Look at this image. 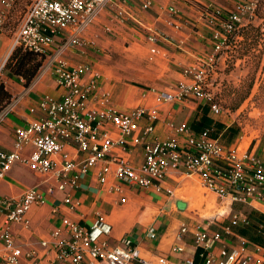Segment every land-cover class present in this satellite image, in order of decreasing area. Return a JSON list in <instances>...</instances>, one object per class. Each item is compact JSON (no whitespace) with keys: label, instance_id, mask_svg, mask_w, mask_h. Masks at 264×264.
I'll return each mask as SVG.
<instances>
[{"label":"crops","instance_id":"1","mask_svg":"<svg viewBox=\"0 0 264 264\" xmlns=\"http://www.w3.org/2000/svg\"><path fill=\"white\" fill-rule=\"evenodd\" d=\"M9 1L0 0V11ZM141 1L125 0L118 6L101 11L82 32L81 36L87 43L83 47L62 48L65 37L55 38L49 56L28 87L7 77L4 69L1 79L12 95L10 102L14 104L11 109L0 113V148L13 149L15 129L43 115L38 106L40 100L60 97L62 91L49 64L51 57L69 67L83 65L86 68L81 80L83 85L93 74L97 75L96 87L87 100L88 109L101 113L109 108L130 111L143 107L147 114L141 125L150 114L154 115L153 135L159 140L175 139L179 144L185 140V134L177 131L181 125L193 123L197 129L200 128V105L204 99L194 89L192 77L184 72L189 56L195 57L196 52L188 45L196 43V34L199 33L193 29L203 25L202 16L209 15V7L234 13L241 6L240 0H149L147 8L142 7ZM5 32L0 33V65L5 63L14 46L15 32L11 36ZM153 34L158 35L157 41L150 38ZM182 86H189L187 94H181ZM161 92L175 95V99L158 100ZM207 115L212 123L237 128L213 115L211 110ZM102 132L115 142L112 148L115 155L135 167L140 165L144 157L142 145H134L127 139L126 148L122 149L121 136L109 124L103 126ZM230 134L231 131H228L223 135L226 147H235L240 154L247 151L264 158V142L257 140L252 144L249 141L241 147V142H238L240 132ZM32 150V145L25 147L20 153L21 158L28 156ZM64 155L76 161L83 158V153L72 144H64L55 155L58 162ZM116 160L107 155L106 161L101 160L91 166L89 172L81 175L74 185L67 179L63 189L55 188L51 193H47L46 189L50 185L56 187V178L34 173L21 160L11 165L0 178V198L18 197L30 187H35L44 195V201L32 205L27 212L26 224H6L4 210L0 207V229L12 236L14 245L20 247L19 264H70L58 257L56 249V244L66 236L62 223L65 217L89 224L100 214L111 227L110 244L128 234L137 246L141 259L138 264H161V256L172 260L192 259L196 250L194 233L198 229L220 230L239 210L264 213V200L250 199L242 206H232L229 198H225L228 200V219L214 217L205 220L190 209L189 197L176 193L177 189L184 188L182 179L193 174L170 170L159 189L154 185L130 187L116 176ZM106 164L109 171L101 183L98 173ZM66 195L77 202L74 209L64 203ZM183 224L188 225V230L179 237ZM151 232L155 233V238L150 236ZM244 240L235 232L224 235L222 241L214 245L213 252L217 253L222 244L231 248L245 245ZM176 246L182 250L173 251ZM8 250L5 242L0 240V254Z\"/></svg>","mask_w":264,"mask_h":264},{"label":"built area","instance_id":"2","mask_svg":"<svg viewBox=\"0 0 264 264\" xmlns=\"http://www.w3.org/2000/svg\"><path fill=\"white\" fill-rule=\"evenodd\" d=\"M10 0L5 9L0 12V33L4 29L6 10L15 3ZM125 0H31L20 19L14 35V46L36 51L49 56L50 47L55 38L65 37L63 47H83L87 45L81 36L86 26L91 23L105 7L118 6ZM133 2L135 0H127ZM141 5L147 8L149 0H142ZM213 11H220L213 9ZM214 18L216 16L212 14ZM120 16V15H119ZM229 18L240 21V18L229 13ZM217 19V18H216ZM232 32L229 23L216 22ZM214 51L219 53L226 44V37L215 32L213 34ZM153 41L158 36L151 35ZM13 46V47H14ZM213 58L210 57V60ZM49 64L55 77L57 86L61 89L59 98L44 97L38 106L43 115L28 122L25 126L15 129L14 146L11 150L0 148V178L11 165L21 160L34 173L45 176L51 175L57 179L56 187L48 186L47 193L53 189H63L64 181L74 185L77 179L89 172L91 166L103 160L107 155L116 160V176L130 187H149L157 189L165 181L170 170H177L188 174H196L201 178L203 185L214 191L221 198H229L231 203H247L250 199L264 200V158L256 157L244 151L238 153L237 148L223 145L217 138L209 136V130L195 132L188 125H181L177 131L185 134L183 144L175 139L159 140L154 133V115L148 116L144 125L146 110L137 107L130 111L106 109L101 113L88 109L89 94L96 87L97 75L93 74L86 85L81 80L86 68L83 65L69 67L65 62L50 58ZM4 64L0 65V73ZM185 74L191 71L185 69ZM194 74L197 93L204 100H210V110L217 116L221 112L220 106L212 101V97L203 91L199 81V74ZM189 86H182L181 94L189 92ZM158 100L173 101L175 95L168 92L159 93ZM9 103L1 112L11 109ZM0 112V113H1ZM109 124L120 136L122 149L126 148V140L134 145H142L144 157L139 166L135 167L128 161L112 152L115 146L113 139L105 132L101 133L104 125ZM64 144L74 145L83 153L81 161H76L64 155L58 162L57 155ZM33 146L32 152L21 158V151ZM109 171V165H104L98 173L101 183ZM44 201V195L35 187L25 189L18 197L0 198V207L5 213V223H28L26 214L32 205ZM64 203L74 209L77 202L72 201L69 195L63 199ZM232 224L247 222L246 212L239 210L230 218ZM66 236L57 244L58 257L70 264H138L141 259L133 237L125 234L116 238L110 244L111 227L98 214L89 224H81L71 218L62 220ZM188 225L180 227L178 236L186 233ZM231 228L223 224L220 230L209 231L206 228L198 229L194 233V245L202 249V264H264V246L252 243L245 239V245L227 247L221 245L217 253L213 247L222 241L224 235H232ZM150 236L155 238V233ZM0 240L5 242L9 249L0 254V264H19L20 247L14 245L13 238L6 231L0 229ZM180 246L173 247V251L180 252ZM33 255V253H32ZM140 260V261H139ZM161 264H192V259L172 260L167 256L160 257Z\"/></svg>","mask_w":264,"mask_h":264},{"label":"rangeland","instance_id":"3","mask_svg":"<svg viewBox=\"0 0 264 264\" xmlns=\"http://www.w3.org/2000/svg\"><path fill=\"white\" fill-rule=\"evenodd\" d=\"M30 1L18 0L6 10L3 31H6L8 36L16 32ZM240 4L238 12L233 14L240 18L242 24L251 23L254 26L245 29L249 39H243L240 35L236 36L235 40L229 39L228 36L232 32H226L224 26L216 23L217 19L212 15L215 8L209 7V15L202 16L203 25L193 29L199 33L196 34L198 39L195 44L188 46L196 52L195 57L189 56L186 69L191 71V76L203 70V73L199 74L201 88L220 106L221 112L216 117L237 126L240 132L238 142H241L242 147L249 141L252 144L257 140L264 142V0L260 3L258 0H240ZM257 4L259 12L250 19ZM107 8L109 7L103 10ZM215 32L226 37V44L219 53L214 51ZM238 33H243V30ZM4 69L5 63L0 79ZM238 153L240 154L239 150ZM198 177L195 174L184 177V188L177 189V195L189 197L190 209L196 215L204 217L203 219L219 217L227 220L228 200L216 196V193L206 188ZM221 212L222 214L218 215Z\"/></svg>","mask_w":264,"mask_h":264},{"label":"trees","instance_id":"4","mask_svg":"<svg viewBox=\"0 0 264 264\" xmlns=\"http://www.w3.org/2000/svg\"><path fill=\"white\" fill-rule=\"evenodd\" d=\"M17 1L18 0L15 2ZM260 1L261 0H258L259 3ZM258 7L259 5L257 4L250 19H253L259 12ZM213 13L219 21L229 23V25H231L233 31L229 34V39L235 40V37L238 35L243 37V39H249L246 35L248 32L245 29L253 28L254 26L251 23L244 25L240 21L232 20L229 18V13L226 12L213 11ZM240 30H243V33H238ZM45 58L46 56L44 54L22 46H14L5 61L6 75L12 80L22 83L23 86L28 87L41 69ZM11 98V93L6 89L3 80L0 79V112L10 103ZM212 101L214 100L212 99ZM210 104V100H204L203 104L200 105L202 110L200 128L197 129L193 123L189 124L188 127L197 133L208 129L209 136L217 138L223 145H225V142L223 141L224 133L231 131V134L233 135L236 134L239 129L233 128L232 126L225 128L222 124L217 122L212 123L210 117L207 115V112L210 110ZM231 204L232 206H234V204H238L239 206L244 205L242 202H233ZM246 214L247 222L244 224H232L230 221H227L225 224L231 228L232 232H235L252 243L264 246V213L253 210ZM201 253L202 249L200 247H196L192 258V264H202L203 256Z\"/></svg>","mask_w":264,"mask_h":264}]
</instances>
